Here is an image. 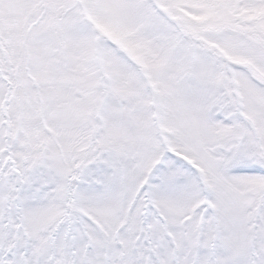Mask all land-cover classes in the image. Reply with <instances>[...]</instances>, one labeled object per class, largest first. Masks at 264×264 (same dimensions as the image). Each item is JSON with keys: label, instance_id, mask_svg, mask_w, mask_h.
Returning a JSON list of instances; mask_svg holds the SVG:
<instances>
[{"label": "snow or ice", "instance_id": "obj_1", "mask_svg": "<svg viewBox=\"0 0 264 264\" xmlns=\"http://www.w3.org/2000/svg\"><path fill=\"white\" fill-rule=\"evenodd\" d=\"M0 264H264V0H0Z\"/></svg>", "mask_w": 264, "mask_h": 264}]
</instances>
